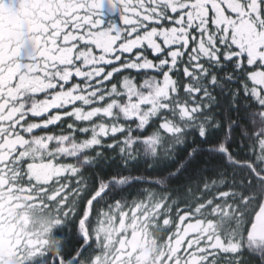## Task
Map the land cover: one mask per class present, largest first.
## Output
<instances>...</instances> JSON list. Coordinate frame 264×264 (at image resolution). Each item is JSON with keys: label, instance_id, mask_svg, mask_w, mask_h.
<instances>
[{"label": "snow or ice", "instance_id": "6c2138e0", "mask_svg": "<svg viewBox=\"0 0 264 264\" xmlns=\"http://www.w3.org/2000/svg\"><path fill=\"white\" fill-rule=\"evenodd\" d=\"M104 3L0 0V32L31 45L21 63L0 43V254L149 264L138 249L156 230L151 264H264V0H106L119 13L107 25ZM117 158L127 174L85 172ZM139 164L161 174H132ZM188 173L202 179L173 195ZM134 183L157 187L112 201ZM32 211L54 235L68 229L58 256L47 230H30Z\"/></svg>", "mask_w": 264, "mask_h": 264}, {"label": "trees", "instance_id": "16d2710c", "mask_svg": "<svg viewBox=\"0 0 264 264\" xmlns=\"http://www.w3.org/2000/svg\"><path fill=\"white\" fill-rule=\"evenodd\" d=\"M109 7V6H107ZM101 15H100V19L103 21V23L105 25H107L108 23H118L119 22V13L113 10H109V8L107 9H100L99 10ZM119 79V77H117V80ZM75 82V81H74ZM233 87H238V85H232ZM217 95L219 96V92H217ZM223 103L227 104V98H223ZM33 119H38V118H33ZM65 124L67 123V121L64 122ZM158 122H154V125L149 126L144 132L140 133V135H147L149 133H151L153 126H155V124ZM48 131L51 132H56L59 133L60 129L57 127H52L50 128ZM37 134H40V132H38ZM234 135H238V133H234ZM78 139L81 138L78 134ZM105 154L107 156H114L116 155L115 152L113 151H109L107 149H104ZM181 156L184 155V151L181 150L179 153ZM174 167V165L172 166ZM86 174L88 172H99L102 176H104L105 178L110 177L112 174L120 172L123 174H127V170L123 169L120 167L119 164V160L118 158L116 160H111L108 161L107 163H105L104 161H101V164L97 166L96 169H86L85 170ZM143 174L144 176H146L147 178H155L158 175L161 174V170L159 168L157 169H148L144 164H139L136 165L132 168V174ZM205 175H207L209 178H211L213 176V173L211 171L207 172ZM188 179L185 178V176H180L178 178L172 179L170 181V188L173 191V195H176V191L175 189L177 187L180 188V193L182 194L184 191V188L187 186V184L189 182H195L198 179H202V177H198L195 173H188L187 174ZM156 188V185H149V184H138V183H134L132 185H130L129 187H127L124 192L122 193H118L116 196L112 197V201H114L117 198H120L121 196H126V198L131 201L134 198H139L142 199L143 198V192L141 191V189L143 188ZM82 207V205H81ZM95 209L98 210L101 207V203H97L95 206ZM93 219H95V213L93 216ZM76 226H77V222L76 221H71L69 228L71 229V233H72V238L68 240V243L65 245V251H67L68 249H70L73 246V241L75 239V232H76ZM57 235H68V229H64L62 231H58ZM93 249L89 248L88 250H86L84 252V258H91V255H93ZM249 264H259V261L256 260L255 258H251L249 261Z\"/></svg>", "mask_w": 264, "mask_h": 264}, {"label": "clouds", "instance_id": "9594fccd", "mask_svg": "<svg viewBox=\"0 0 264 264\" xmlns=\"http://www.w3.org/2000/svg\"><path fill=\"white\" fill-rule=\"evenodd\" d=\"M7 15V14H6ZM0 43L5 49H23L24 41L18 29L5 25L2 32H0ZM26 209L14 210L6 215V223H16L19 217L24 214ZM30 215V230L45 231V249L52 256H58L63 250V238L53 234V225L51 218L42 215L38 211H32ZM160 240V233L156 230H149L148 242L142 244L138 252L151 264L158 255V245L155 242ZM0 264H21L17 255L13 252L4 251L0 254Z\"/></svg>", "mask_w": 264, "mask_h": 264}, {"label": "rangeland", "instance_id": "374dc122", "mask_svg": "<svg viewBox=\"0 0 264 264\" xmlns=\"http://www.w3.org/2000/svg\"><path fill=\"white\" fill-rule=\"evenodd\" d=\"M5 2H8V0H5ZM17 2H18V0H17ZM108 5H107V3H106V0H105V3L104 4H102V7H101V9H107V8H109V7H107ZM113 11H115L114 9H112ZM31 52V45L29 44V45H26L22 50H21V54L20 55H22V57H17V59L20 61V62H22V61H24V62H26L27 60H28V53H30ZM23 62V63H24Z\"/></svg>", "mask_w": 264, "mask_h": 264}, {"label": "flooded vegetation", "instance_id": "af4514ba", "mask_svg": "<svg viewBox=\"0 0 264 264\" xmlns=\"http://www.w3.org/2000/svg\"><path fill=\"white\" fill-rule=\"evenodd\" d=\"M19 57H22V55H20ZM25 61V60H24ZM24 61H22L21 63H23ZM27 62V61H26Z\"/></svg>", "mask_w": 264, "mask_h": 264}]
</instances>
